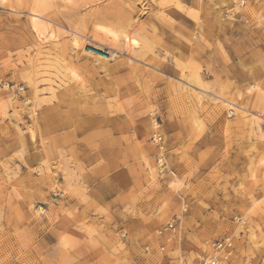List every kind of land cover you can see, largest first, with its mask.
Segmentation results:
<instances>
[{
    "label": "rangeland",
    "instance_id": "rangeland-1",
    "mask_svg": "<svg viewBox=\"0 0 264 264\" xmlns=\"http://www.w3.org/2000/svg\"><path fill=\"white\" fill-rule=\"evenodd\" d=\"M210 259L264 264V0H0V264Z\"/></svg>",
    "mask_w": 264,
    "mask_h": 264
},
{
    "label": "built area",
    "instance_id": "built-area-1",
    "mask_svg": "<svg viewBox=\"0 0 264 264\" xmlns=\"http://www.w3.org/2000/svg\"><path fill=\"white\" fill-rule=\"evenodd\" d=\"M223 245H224V243H218L217 249H221L223 247ZM204 264H218V261H216L215 259H210L208 262H204Z\"/></svg>",
    "mask_w": 264,
    "mask_h": 264
},
{
    "label": "bare ground",
    "instance_id": "bare-ground-1",
    "mask_svg": "<svg viewBox=\"0 0 264 264\" xmlns=\"http://www.w3.org/2000/svg\"><path fill=\"white\" fill-rule=\"evenodd\" d=\"M134 41V40H133ZM136 43V42H135ZM138 44V43H137ZM137 44H135V45H137ZM102 60H100V62H101ZM215 255H217V254H214V257H216Z\"/></svg>",
    "mask_w": 264,
    "mask_h": 264
}]
</instances>
